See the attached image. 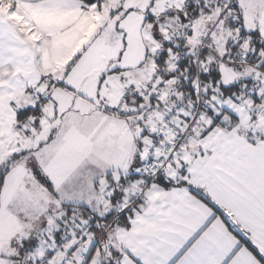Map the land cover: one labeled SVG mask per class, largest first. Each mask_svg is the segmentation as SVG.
<instances>
[{
	"label": "snow or ice",
	"instance_id": "1",
	"mask_svg": "<svg viewBox=\"0 0 264 264\" xmlns=\"http://www.w3.org/2000/svg\"><path fill=\"white\" fill-rule=\"evenodd\" d=\"M0 264H264V0H0Z\"/></svg>",
	"mask_w": 264,
	"mask_h": 264
}]
</instances>
